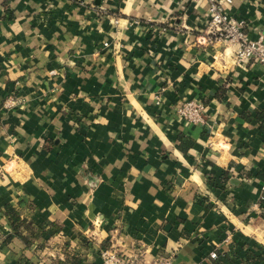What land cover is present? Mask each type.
I'll return each mask as SVG.
<instances>
[{
  "label": "crops",
  "instance_id": "crops-1",
  "mask_svg": "<svg viewBox=\"0 0 264 264\" xmlns=\"http://www.w3.org/2000/svg\"><path fill=\"white\" fill-rule=\"evenodd\" d=\"M208 3L0 0V264H100L99 246L133 245L264 264V72L196 43ZM224 8L264 40V0ZM189 99L202 124L178 118ZM6 206L28 228L14 234Z\"/></svg>",
  "mask_w": 264,
  "mask_h": 264
},
{
  "label": "built area",
  "instance_id": "built-area-1",
  "mask_svg": "<svg viewBox=\"0 0 264 264\" xmlns=\"http://www.w3.org/2000/svg\"><path fill=\"white\" fill-rule=\"evenodd\" d=\"M206 24L202 33L196 38V43L202 46H211L221 41L227 46H233V59L237 63L253 62L259 64L264 72V40L262 36L249 39L244 32L243 21H238L228 15L224 5L231 0H208ZM224 3V5H223ZM16 98L9 97L5 108L18 106ZM203 104L198 100H184L177 109L178 118L186 123L197 125L203 123ZM97 253L100 264H172V255L156 256L146 260V250L141 245H133L128 251H120L113 246H99ZM211 259L217 257L216 252L210 253Z\"/></svg>",
  "mask_w": 264,
  "mask_h": 264
},
{
  "label": "trees",
  "instance_id": "trees-1",
  "mask_svg": "<svg viewBox=\"0 0 264 264\" xmlns=\"http://www.w3.org/2000/svg\"><path fill=\"white\" fill-rule=\"evenodd\" d=\"M254 119L259 123L260 127L264 129V109L258 110L254 116ZM256 177L258 179L264 180V168L256 174ZM260 204L263 208L262 216H264V189L260 198ZM4 216L12 227L14 234H17L19 228L21 227L28 228L24 224V220L20 218L17 211L14 210L12 207H5ZM256 259L260 260L261 257H256ZM212 264H232V261L230 260L227 254H218L217 257L213 259Z\"/></svg>",
  "mask_w": 264,
  "mask_h": 264
}]
</instances>
